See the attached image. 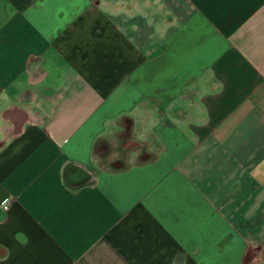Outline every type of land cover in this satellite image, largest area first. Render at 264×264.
<instances>
[{"label": "crops", "instance_id": "crops-1", "mask_svg": "<svg viewBox=\"0 0 264 264\" xmlns=\"http://www.w3.org/2000/svg\"><path fill=\"white\" fill-rule=\"evenodd\" d=\"M0 264H264V0H0Z\"/></svg>", "mask_w": 264, "mask_h": 264}, {"label": "rangeland", "instance_id": "rangeland-1", "mask_svg": "<svg viewBox=\"0 0 264 264\" xmlns=\"http://www.w3.org/2000/svg\"><path fill=\"white\" fill-rule=\"evenodd\" d=\"M112 144V143H111ZM121 144V143H120ZM123 148V147H122ZM117 149V146L116 145H112V146H108L107 148L105 149H101V152H102V158L105 159V158H108L110 156H117L118 153L116 152Z\"/></svg>", "mask_w": 264, "mask_h": 264}, {"label": "built area", "instance_id": "built-area-1", "mask_svg": "<svg viewBox=\"0 0 264 264\" xmlns=\"http://www.w3.org/2000/svg\"><path fill=\"white\" fill-rule=\"evenodd\" d=\"M9 204H10V198L7 197V198H5V199L2 201V208H3L4 210H7L8 207H9Z\"/></svg>", "mask_w": 264, "mask_h": 264}]
</instances>
